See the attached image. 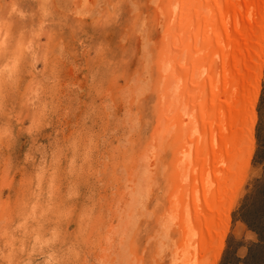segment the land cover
I'll return each mask as SVG.
<instances>
[{"label": "rangeland", "instance_id": "rangeland-1", "mask_svg": "<svg viewBox=\"0 0 264 264\" xmlns=\"http://www.w3.org/2000/svg\"><path fill=\"white\" fill-rule=\"evenodd\" d=\"M174 2L0 0V264H172L177 150L147 154ZM261 31L249 154L213 264H264V10Z\"/></svg>", "mask_w": 264, "mask_h": 264}, {"label": "bare ground", "instance_id": "bare-ground-1", "mask_svg": "<svg viewBox=\"0 0 264 264\" xmlns=\"http://www.w3.org/2000/svg\"><path fill=\"white\" fill-rule=\"evenodd\" d=\"M170 8L158 59L157 102L166 111L147 156L163 147L177 150L178 206L170 208L163 230L167 237L174 209H184L172 264H202L207 256L213 264L226 229L222 207L233 169L249 154L264 0H175Z\"/></svg>", "mask_w": 264, "mask_h": 264}]
</instances>
